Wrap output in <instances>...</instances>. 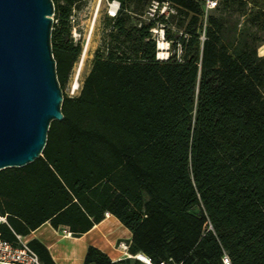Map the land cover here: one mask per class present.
<instances>
[{
    "label": "trees",
    "instance_id": "16d2710c",
    "mask_svg": "<svg viewBox=\"0 0 264 264\" xmlns=\"http://www.w3.org/2000/svg\"><path fill=\"white\" fill-rule=\"evenodd\" d=\"M52 1L63 89L80 53L70 16L82 0ZM117 1L107 53L77 95L63 93L42 154L0 169L1 236L14 242L46 221L79 236L110 212L131 232L128 252L150 263L89 245L83 264H225L224 254L264 264V0H221L204 27V0H169L190 18L174 41L180 55L165 60L153 20L131 23L150 0ZM28 245L55 264L39 239Z\"/></svg>",
    "mask_w": 264,
    "mask_h": 264
},
{
    "label": "water",
    "instance_id": "95a60500",
    "mask_svg": "<svg viewBox=\"0 0 264 264\" xmlns=\"http://www.w3.org/2000/svg\"><path fill=\"white\" fill-rule=\"evenodd\" d=\"M53 14L52 0H0V169L41 155L50 122L63 118Z\"/></svg>",
    "mask_w": 264,
    "mask_h": 264
},
{
    "label": "rangeland",
    "instance_id": "374dc122",
    "mask_svg": "<svg viewBox=\"0 0 264 264\" xmlns=\"http://www.w3.org/2000/svg\"><path fill=\"white\" fill-rule=\"evenodd\" d=\"M109 3L113 5L112 8H110ZM114 6H118V11L120 5L117 0H82L71 9V36L73 41L79 44L80 53L71 68L69 77L62 89V94L64 93L68 96L77 95L84 77L91 69L94 58L97 55H106L107 46L110 43L109 32L112 30L113 22L108 11H112ZM147 8L148 5L140 13L132 14L131 23L140 26L151 22L152 20L148 18ZM210 14H216L214 9L208 11L205 15H199L198 27L205 26L206 18ZM173 16V18L169 17L165 22H162L161 19L152 21V28H155L149 31L151 34L150 37L155 41L156 59L157 42L159 39H163L167 44L165 58L159 60H165L172 54L176 57L180 55L179 44L174 43V41L182 35L184 27L190 18V14L186 15L184 12L177 11ZM56 22V14L54 13L53 23ZM181 23L183 25H180ZM196 210L197 208L194 209V211ZM125 257H129L132 261L135 259L131 254L130 256L125 255Z\"/></svg>",
    "mask_w": 264,
    "mask_h": 264
},
{
    "label": "crops",
    "instance_id": "0c3cea01",
    "mask_svg": "<svg viewBox=\"0 0 264 264\" xmlns=\"http://www.w3.org/2000/svg\"><path fill=\"white\" fill-rule=\"evenodd\" d=\"M258 54L264 55V43L258 47ZM25 238L27 240L37 238L44 243L55 264H83L89 245L98 247L112 260L125 257L118 244L122 242L128 245L131 232L116 216L105 212L102 220L79 236H74L65 225L55 228L49 221H46L32 230Z\"/></svg>",
    "mask_w": 264,
    "mask_h": 264
},
{
    "label": "built area",
    "instance_id": "2783aa9c",
    "mask_svg": "<svg viewBox=\"0 0 264 264\" xmlns=\"http://www.w3.org/2000/svg\"><path fill=\"white\" fill-rule=\"evenodd\" d=\"M219 0H204L202 3L204 14H207L208 11L214 9L218 5ZM119 3V2H118ZM110 8L113 7L111 3H109ZM117 7L114 6L112 11H108L109 16H115L117 12ZM177 12L176 6L169 0H150L148 2V18L151 20H158L161 17L167 20L171 15ZM72 15L70 16V19ZM155 27H151L154 29ZM202 34V38H203ZM6 222L5 216L0 215V223ZM16 240L14 242H10L4 239L1 236L0 232V262L4 263H12V264H43V262L38 257L37 253L28 245V240L25 236L20 234H15ZM122 253L126 256H130L128 253V245L120 242L118 244ZM222 260L225 264H229L230 260L227 254H224ZM150 263V261L148 262ZM92 264V263H90ZM158 264H181V263H169V262H160Z\"/></svg>",
    "mask_w": 264,
    "mask_h": 264
},
{
    "label": "bare ground",
    "instance_id": "6f19581e",
    "mask_svg": "<svg viewBox=\"0 0 264 264\" xmlns=\"http://www.w3.org/2000/svg\"><path fill=\"white\" fill-rule=\"evenodd\" d=\"M167 49V44L163 41V39H159L157 42V58L158 59H164L165 58V50ZM132 257H135L143 262H149V259L147 256H145L143 253L138 252L135 255H132Z\"/></svg>",
    "mask_w": 264,
    "mask_h": 264
}]
</instances>
